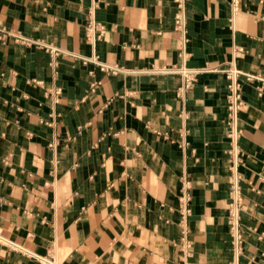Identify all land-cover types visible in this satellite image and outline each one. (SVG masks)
Returning a JSON list of instances; mask_svg holds the SVG:
<instances>
[{"label": "crops", "instance_id": "0c3cea01", "mask_svg": "<svg viewBox=\"0 0 264 264\" xmlns=\"http://www.w3.org/2000/svg\"><path fill=\"white\" fill-rule=\"evenodd\" d=\"M177 12L0 0V264H264V0Z\"/></svg>", "mask_w": 264, "mask_h": 264}, {"label": "built area", "instance_id": "2783aa9c", "mask_svg": "<svg viewBox=\"0 0 264 264\" xmlns=\"http://www.w3.org/2000/svg\"><path fill=\"white\" fill-rule=\"evenodd\" d=\"M178 12L174 17V30L176 33L179 34H185V24H184V17L182 15L183 11V2L184 0H175ZM102 70H109L111 72H117L116 69L111 68H105L102 67ZM183 79H184V89H189L193 84L195 83L196 76L201 74L199 70L194 69H180L176 71ZM226 78L228 80L227 89L230 92V97L233 98V101L238 104H240V98H241V83L239 82L237 78V73L234 71H231L230 69L224 71ZM248 80L257 79L253 76H245ZM232 106L229 107L231 109ZM188 196L183 194L182 198L180 200L181 206H180V224L184 226L187 217L189 216L190 210L188 208ZM185 239V230L182 231V239ZM235 242L237 246L241 243V235L236 234ZM45 264V263H44Z\"/></svg>", "mask_w": 264, "mask_h": 264}]
</instances>
